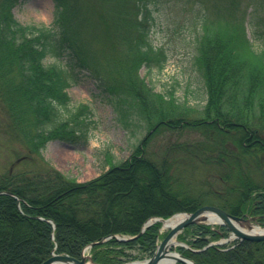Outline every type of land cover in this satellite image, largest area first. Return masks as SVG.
Instances as JSON below:
<instances>
[{
  "label": "trees",
  "instance_id": "obj_1",
  "mask_svg": "<svg viewBox=\"0 0 264 264\" xmlns=\"http://www.w3.org/2000/svg\"><path fill=\"white\" fill-rule=\"evenodd\" d=\"M52 1L45 23L17 20L16 0H0V106L9 135L37 155L50 139L86 142L96 122L91 107H70L67 91L83 70L124 124L136 121L147 133L124 159L112 162L107 152V167L84 181L32 159L31 167L17 168L28 154L18 155L0 174V264H39L52 251L79 257L89 243L93 261L121 264L131 247L153 252L160 222L139 233L149 217L204 203L264 222V43L253 48L237 2L227 0L213 18L204 15L194 62L207 96L203 114L192 116V105L172 88L154 90L138 73L143 64L162 70L167 57L148 38V0ZM249 13L259 22L258 13ZM185 128L199 140L172 142L159 158L150 155L155 133ZM170 154L194 158L192 175ZM183 231L188 246L177 249L197 264H264V240L209 244L228 234L224 225L196 223ZM112 233L137 235L102 241Z\"/></svg>",
  "mask_w": 264,
  "mask_h": 264
},
{
  "label": "rangeland",
  "instance_id": "obj_2",
  "mask_svg": "<svg viewBox=\"0 0 264 264\" xmlns=\"http://www.w3.org/2000/svg\"><path fill=\"white\" fill-rule=\"evenodd\" d=\"M235 1L237 2L234 4L235 13L238 17L243 13L246 36L256 50L264 43V0ZM227 2V0H148L151 14L148 38L155 47H161L167 57L162 70H156V68L148 70L143 64L139 67L138 73L154 90L166 93L172 88L174 90L172 94L178 100H186L192 105V116L203 114L202 108L207 96L205 81L194 62L204 15L208 14V17L213 18L216 8L224 9ZM11 10L14 17L21 22L33 19L50 23L53 1L16 0ZM250 11L258 13L259 22H256L254 16L251 19ZM44 60L52 62L54 58L46 57ZM60 63L66 66L65 61H60ZM76 78L77 81L67 87L70 96L69 106L87 103L92 111L90 117L96 121L87 141L74 144L60 139H50L40 150V155L27 153L23 144L7 132L6 115L0 106V174L12 167L18 155L28 154L23 158L26 160H21L13 166L28 168L33 162L40 165H51L78 181H84L107 167V152L111 155L112 162L124 159L130 155L134 145L146 135V129L138 128L137 123H134L136 121L124 124L119 119L113 100L110 101L108 96L104 95L86 71L77 72ZM199 138L200 135L189 128L180 131L164 129L152 136L146 148L150 155L159 158L168 144L184 140L193 142ZM168 157L170 159L176 157L179 160L180 166L188 171H185L187 177L192 175L190 167L197 166L196 160L187 154H185V159L179 157L178 154H172V156L170 154ZM31 159L34 161L30 162ZM262 163L264 164V160ZM200 176L198 173L196 178ZM241 227L248 228L244 223ZM167 230L168 228H163L161 223L159 240ZM180 234L185 233L183 230L178 232L177 237L182 240ZM232 239V237L228 239L220 237L218 241L229 242ZM176 247L174 246L171 250H176ZM126 251L123 264H141L148 257L136 247H131ZM83 254L86 256V261H91L87 250Z\"/></svg>",
  "mask_w": 264,
  "mask_h": 264
},
{
  "label": "water",
  "instance_id": "obj_3",
  "mask_svg": "<svg viewBox=\"0 0 264 264\" xmlns=\"http://www.w3.org/2000/svg\"><path fill=\"white\" fill-rule=\"evenodd\" d=\"M208 213L216 216L218 220L216 222L224 224L230 231V235L238 237L240 239H250V240H264V231L252 232L250 230H243L240 226L245 223L247 226L251 225L250 220L256 219L255 216H245V215H234L231 214L221 207L212 204L202 205L191 212L185 213L186 215L170 227L168 232L156 245V248L151 256H149L143 264H156L166 253L167 249L165 247L167 240L174 235L176 232L180 231L183 227L192 223L205 222ZM162 220L163 218H157ZM151 222H145L141 231ZM55 260L72 261L75 264H85L86 256L81 254L80 257H74L67 253H55L53 252L48 258L40 262L39 264H50ZM179 261L184 264H197L191 258L184 256L180 252H175L174 262Z\"/></svg>",
  "mask_w": 264,
  "mask_h": 264
},
{
  "label": "bare ground",
  "instance_id": "obj_4",
  "mask_svg": "<svg viewBox=\"0 0 264 264\" xmlns=\"http://www.w3.org/2000/svg\"><path fill=\"white\" fill-rule=\"evenodd\" d=\"M184 216H185V214L182 212L174 213L173 215L169 216L168 218L161 220L162 227L163 228H169V227L173 226L176 222L181 220ZM151 217H152L151 220H154L156 218V216H151ZM217 220H218V218L216 216L212 215L211 213H208L207 219H206L207 223H213V222H216ZM242 229L250 230L252 232L264 231V227L257 225V224H251L248 226V228H242ZM177 236H178V232H176L174 235H172L167 240L166 245H165V247L167 249V253L156 264H173L175 252H173L171 249L174 246L176 247L177 245H179L181 242L185 243V241H181ZM110 238H115L117 240H125L126 234H124V233L108 234L102 238V241L108 240ZM185 246H188L187 243H185ZM50 264H75V263H73L72 261L67 262V261H63V260H55V261L51 262ZM85 264H96V263H93L91 261H86Z\"/></svg>",
  "mask_w": 264,
  "mask_h": 264
}]
</instances>
